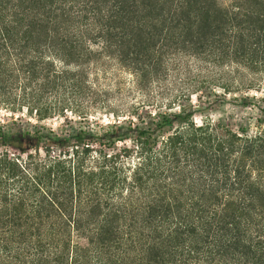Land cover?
I'll return each instance as SVG.
<instances>
[{
	"label": "trees",
	"instance_id": "trees-1",
	"mask_svg": "<svg viewBox=\"0 0 264 264\" xmlns=\"http://www.w3.org/2000/svg\"><path fill=\"white\" fill-rule=\"evenodd\" d=\"M248 1L0 0V109L36 121L0 122V264H264L260 90L159 87L184 57L264 68V0ZM121 72L141 100L102 123L99 79ZM227 103L255 129L196 121Z\"/></svg>",
	"mask_w": 264,
	"mask_h": 264
},
{
	"label": "rangeland",
	"instance_id": "rangeland-1",
	"mask_svg": "<svg viewBox=\"0 0 264 264\" xmlns=\"http://www.w3.org/2000/svg\"><path fill=\"white\" fill-rule=\"evenodd\" d=\"M239 0H219L221 4H224L226 6L234 5ZM241 1V0H240ZM256 0H250L248 1L249 7L252 6ZM188 58L190 59V63L188 65ZM184 57L180 60L181 67L179 70H170L168 74H164L161 79V85L160 88L163 87V89L166 90L168 98H172L177 94H180V92H185L186 90L192 91L193 90V79H218L220 76H222L223 81L221 83L223 84H231L234 82L233 89L234 91L231 93V95H228V99H232L234 96V93H237L238 96H242L243 93H247L249 90H246L244 85H255L256 89L260 90L259 93H256V91H250L249 95L251 96H257L264 97V68L262 65L257 64H251L249 68H245L241 65H229L226 63L224 66H219L214 69V66L209 63H202L199 60L195 58L190 57ZM202 65V74L199 75L201 72L199 70V66ZM189 66V68H188ZM210 72V73H209ZM215 72V73H211ZM122 73V74H121ZM120 78L121 79H113L110 75V79H99L100 85L103 87V100H104V106L106 108H100V107H94L92 106L90 108V112L94 117L101 120L102 123H107L109 119H112L110 115L108 114L111 111L120 110V105H122L125 100L130 99L132 96H129V90L135 88V81L136 79H132L129 73H123L121 72ZM104 77L103 74H100ZM200 76V77H199ZM242 84V86H241ZM244 84V85H243ZM153 88L155 93H158V85L157 82H152ZM240 87V91H237ZM215 88V87H214ZM190 89V90H189ZM219 89V88H218ZM212 90L208 92H204L202 94L204 102L207 101V99H215L216 97L213 93H211ZM220 93L219 95H223V92H216ZM236 95V96H237ZM141 100V95L137 94V96L132 97L133 102H137ZM191 102L194 105L195 108H200L201 103L198 100L197 95H192ZM102 104V103H101ZM187 107H189V103L186 102ZM108 115V117H107ZM71 116V115H70ZM12 117L19 118L23 117L26 121L31 120L33 123H36L34 119H31L27 113L26 110H23V113H13L10 110L5 109V107H2L0 109V122L8 123L11 121ZM212 118L214 120H217L219 118H225L230 119L234 118L238 122L248 123L249 126H251V129H255L256 127V118H257V112L256 111H250L245 110L242 107L236 106L234 103H227L224 106H218L217 108L213 110H207L204 113H197L195 116L196 121L199 123L202 119L205 118ZM62 120L59 118H55L52 120L45 121V125L51 128H58L62 125Z\"/></svg>",
	"mask_w": 264,
	"mask_h": 264
}]
</instances>
